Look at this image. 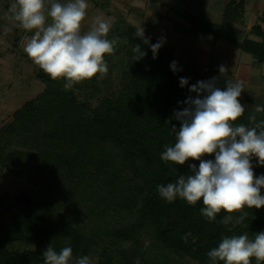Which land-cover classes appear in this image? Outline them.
Segmentation results:
<instances>
[{"label": "trees", "instance_id": "obj_1", "mask_svg": "<svg viewBox=\"0 0 264 264\" xmlns=\"http://www.w3.org/2000/svg\"><path fill=\"white\" fill-rule=\"evenodd\" d=\"M242 10V0H230L218 25L186 15L188 28L177 23L172 27L194 38L225 40L249 54L254 67L259 66L264 64V17L249 30L257 40L238 41L240 30L233 22ZM152 15L160 18L157 10ZM137 31L131 25L121 29L129 46L125 71L97 109L87 111L76 102L62 78L47 79L42 93L15 113V123L4 132L5 143L35 151L0 146V167L16 171L19 157L36 158L37 188L12 199L16 213L6 223L9 238H0V264H44L42 252L49 244L57 251L71 247L74 258L93 255L95 264H170L183 258L190 264H213L207 253L223 238L264 231V207L243 209L248 213L245 220L232 225L221 222L228 215L223 210L212 221L204 217L202 200L189 205L180 198L168 202L160 196L158 185L189 173V164L199 166V161L179 166L160 159L164 146L175 143L172 126L179 129V123L172 118L174 110H182L185 99L195 93L188 91L193 85L189 66L173 72L171 51L161 46L153 58L150 46L158 41L150 39L145 45ZM136 44L146 53L139 61L133 51ZM181 77L188 79L183 88ZM212 77H218L220 87L229 80L236 82L210 63L203 81ZM245 95L246 110L236 123L250 126L248 117L254 106H264V100L250 92ZM256 116L264 119V113ZM251 163L254 177L264 175V165L255 157ZM144 238L149 244L143 248ZM24 240H33L35 248L6 249V244ZM145 250L150 257H144ZM251 264H257L254 258Z\"/></svg>", "mask_w": 264, "mask_h": 264}, {"label": "clouds", "instance_id": "obj_2", "mask_svg": "<svg viewBox=\"0 0 264 264\" xmlns=\"http://www.w3.org/2000/svg\"><path fill=\"white\" fill-rule=\"evenodd\" d=\"M14 0L8 9L7 18L16 22L26 32L33 33L27 39L24 52L39 69L52 80L65 79L64 88L89 80L98 73L107 74L106 55L114 52L118 38L108 39L112 27L110 19L97 16L87 32H81V24L89 5L87 0ZM46 20L49 21L46 23ZM136 35L148 45L150 38L144 36L141 27ZM161 42L151 44L150 51L155 58ZM133 51L135 61L146 53L140 44ZM176 72L177 62L170 65ZM228 71L225 65L219 72ZM180 86L188 85V79L181 77ZM189 95L182 110H174L172 118L179 123V129L172 126L175 134L174 146L165 145L160 159L166 163L182 166L186 161H199V166L189 164V173L179 174L174 182L158 185L162 198L171 202L177 198L189 205L202 200L201 214L209 221L222 210V223H242L248 209L264 207V175L255 176L251 159L256 158L264 165V119L257 120V113H264V106L256 105L248 119L250 126L236 121L246 110L239 102L242 83L226 81L218 86V77L197 81L188 88ZM214 156V159L203 157ZM232 213H241L238 216ZM213 264H264V231L250 237L242 235L225 237L218 247L207 253ZM44 264H91L88 256L73 257L71 247L57 251L49 244L42 252Z\"/></svg>", "mask_w": 264, "mask_h": 264}, {"label": "rangeland", "instance_id": "obj_3", "mask_svg": "<svg viewBox=\"0 0 264 264\" xmlns=\"http://www.w3.org/2000/svg\"><path fill=\"white\" fill-rule=\"evenodd\" d=\"M229 1L87 0L89 7L86 10V17L81 24V32L84 33L90 29L95 17L104 16L110 19L112 25L108 37L110 39L118 38V40L114 53L107 55V74L101 75L98 73L94 76L93 81L89 83L82 81L74 84L70 89L74 100L83 104L87 111L97 109L105 97H108L117 88L127 63L126 54L129 46L126 44V38L121 32V29L127 25H131L137 30L142 27L146 38L161 42L162 46L171 51L172 62H177V68L182 69L184 66H189L187 74L193 85L197 81H203L210 63L218 67L225 65L228 69L226 73L231 75L236 82L238 80L235 78L242 81L247 78L249 84L250 82H254L257 79L255 77L260 74L262 68L258 72H250L247 77L245 74L246 69L236 76L234 75L235 71L232 72L230 70L232 69L231 65L227 62L223 63L216 56V49L220 46L227 47L230 51L235 52L236 47L232 44L220 39H218L219 41L216 40L217 42L213 41L210 36L200 35L201 37L199 38L190 37L172 27L174 23H177L188 28L190 22L185 19L186 15H192L210 25H218L220 24L223 10ZM231 1L238 3L239 0ZM13 2L14 0H0V146L4 149L34 154L35 150L31 146L17 147L7 145L3 139L4 132L10 125L15 123V113L28 101L35 100L42 93L47 84V79L50 82L52 80L29 60L25 54L23 49L27 43V39L33 33L19 28L16 22L7 18L8 9ZM61 2H66V0H61ZM242 5L241 16L236 17L233 22L240 30L238 35H236L238 41L241 38H247L250 35L249 30L251 26L262 17L260 11L264 10V0H242ZM154 10H157V16L160 17L158 20L156 18L153 19L152 12ZM150 17H152V20ZM148 21H151L150 25L147 24ZM47 22L49 21L46 20ZM199 41L200 43L198 44ZM218 42H221L220 45L216 44ZM239 51L242 52L239 49L236 50V52L240 53ZM241 55L240 62L243 56ZM245 55L251 58L250 55ZM233 56L232 54V56H229L231 59L227 60L231 63H236L237 58ZM249 84L242 82L243 92L238 98L242 105H246L245 98L247 96L245 94L248 92L252 93L254 97L261 96L264 100V96L262 95L263 83H260V87H252ZM34 105L38 106L39 104L35 101ZM36 163V158L27 159L26 157H19L16 171L7 170L4 166L0 167V238H9L6 223L16 213L12 206V199L16 198L21 191L37 188ZM231 223L234 225V220ZM143 240L144 248L149 244V241L146 238ZM34 248L35 242L33 240L6 244L8 251L32 250ZM152 253H154V250H152ZM145 256L150 257L147 251ZM89 258L91 264H95V256L89 255ZM170 264H190V262L186 258H183L181 260L173 259Z\"/></svg>", "mask_w": 264, "mask_h": 264}, {"label": "crops", "instance_id": "obj_4", "mask_svg": "<svg viewBox=\"0 0 264 264\" xmlns=\"http://www.w3.org/2000/svg\"><path fill=\"white\" fill-rule=\"evenodd\" d=\"M260 15H262V17H264V10H262V11H260ZM249 37V38H248ZM247 38L248 39H252V40H257V38L256 37H254V36H252L251 34L248 36ZM195 40V39H194ZM195 41H197V40H195ZM217 41H219V40H217ZM216 41V42H217ZM200 43V41L198 42V44ZM220 43L221 42H218V43H216V44H219L220 45ZM217 51H216V56H218L221 60H222V62L223 63H225V62H227L228 64H230L231 65V67H232V69H230V70H232V72L233 71H235L234 73V75H236V76H238V73H242V71L243 70H245L246 69V71H245V74H246V77L249 75V73L250 72H252V71H254V72H258V71H260V68H262V71H263V68H264V64H261V65H259L258 67L257 66H253V65H251L252 64V59L250 58V57H247L245 54H247V53H245V52H240V53H238V52H236V48H235V52L234 51H230V49L229 48H227V47H223V46H220V47H218L217 49H216ZM228 56H227V55ZM232 54L234 55L233 57L234 58H237V62L235 63V62H233V63H231L229 60H227V59H231V58H229V56H232ZM240 54H242L241 56V62H240ZM239 55V56H238ZM249 55V54H248ZM227 56V57H226ZM248 58V59H247ZM243 62V63H242ZM229 65V66H230ZM247 65V66H246ZM262 71L260 72V74L258 75V76H256L255 77V79L257 80V82H250V84L248 83V80H247V78L245 79V80H240V79H238V78H235V79H237L238 81L237 82H244L245 84H249L250 86H252V87H256V86H259L260 87V83L262 84L263 83V85H264V79H263V81H262V78H264V72L262 73ZM262 95L264 96V88H263V91H262ZM256 96V95H255Z\"/></svg>", "mask_w": 264, "mask_h": 264}]
</instances>
